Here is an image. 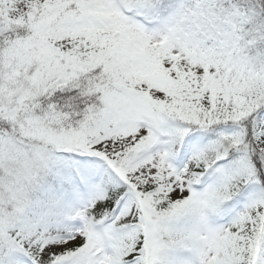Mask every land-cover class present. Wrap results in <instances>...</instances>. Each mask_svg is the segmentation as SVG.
<instances>
[{
	"label": "snow or ice",
	"instance_id": "6c2138e0",
	"mask_svg": "<svg viewBox=\"0 0 264 264\" xmlns=\"http://www.w3.org/2000/svg\"><path fill=\"white\" fill-rule=\"evenodd\" d=\"M0 264H264V0H0Z\"/></svg>",
	"mask_w": 264,
	"mask_h": 264
}]
</instances>
